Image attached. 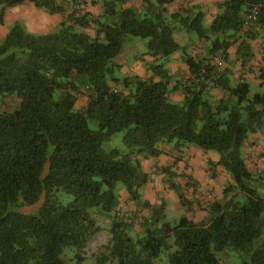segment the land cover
Wrapping results in <instances>:
<instances>
[{
	"label": "trees",
	"instance_id": "obj_1",
	"mask_svg": "<svg viewBox=\"0 0 264 264\" xmlns=\"http://www.w3.org/2000/svg\"><path fill=\"white\" fill-rule=\"evenodd\" d=\"M25 1L0 0V24L8 9ZM28 1L50 14L66 13L58 0ZM79 1L67 0L76 7ZM131 1L103 0L98 16L76 8L56 33L33 34L15 23L0 41V106L8 98L17 101L15 110L0 113V264H66L67 249H85L102 231L93 213L121 210L119 185L150 215L142 235L132 233L133 221L114 216L97 264H157L163 252L167 264H223L217 254L229 249L245 256L241 264H264V174L252 172L244 154L252 135L264 136V92L251 96L248 82L234 83L233 71L216 63L227 61L238 44L237 59L250 69L253 43L261 39L264 50V0L219 2L210 26L198 5L169 15L175 0H142V8H126ZM182 30L210 44L207 57L186 52L174 37ZM128 37L147 39L152 57L182 52L188 83L173 84L158 63L149 65V79L122 82L117 61ZM121 83L123 89L114 87ZM179 89L183 100L176 103L171 94ZM216 90L224 94L220 99ZM80 96L88 102L76 109ZM91 120L98 130L90 128ZM120 132L130 152L104 151L103 143ZM163 145L215 152L217 165L231 176L208 223L182 216L173 225L163 206L142 200L150 176L136 156L158 158ZM176 165L161 172L175 177ZM170 188L182 207L193 206L181 186L171 182ZM61 191L74 201L60 202ZM36 205L34 212L22 211Z\"/></svg>",
	"mask_w": 264,
	"mask_h": 264
},
{
	"label": "rangeland",
	"instance_id": "obj_2",
	"mask_svg": "<svg viewBox=\"0 0 264 264\" xmlns=\"http://www.w3.org/2000/svg\"><path fill=\"white\" fill-rule=\"evenodd\" d=\"M98 1L99 0H97L96 2ZM89 2L94 4L93 0ZM82 5L80 6V8L82 7ZM80 8H79L80 14H82L81 12L82 9ZM19 24L26 31H28L24 21H20ZM58 30H59V27H57V29L51 33H56ZM175 38L181 45L186 44V42H188V45H193L195 44V42L199 40V37L195 32L186 31V30H182L176 33ZM147 42H148L147 39L137 38V37H128V39L126 40L123 52H125L128 44L130 43H134V45L136 46V50H129V52L126 55L130 65L133 63L134 57L136 55L142 56L143 54L147 53ZM255 47H256V50H258V54L260 55L259 56L260 60L258 61L257 65H255L256 68L254 71V75H255V80H260L258 79V76L264 75V65L262 64L264 62V50L262 48L261 39H258L255 41ZM143 64L145 63L143 62ZM149 65L151 64H148V67ZM260 68L261 70H259ZM127 75L129 76L123 75L121 71L118 72V76L122 79V82L124 81L123 79L125 78H128L130 81H133L135 77H137L131 74H127ZM255 80L251 81V96H253L256 92H261V93L264 92V87L261 86V83H260V81H264V80H260V81H255ZM188 81H189V78L184 77L178 82H180V84L183 86L184 84H187ZM114 87L116 88V86ZM123 88H124L123 84L121 83L119 85V89H123ZM131 89H134V87L131 86ZM180 90L182 91V89ZM216 98L220 99L221 97L219 98L216 96ZM87 102H88L87 96H80L76 103V109H83L87 105ZM176 103H180V102H176ZM16 107H17L16 99L8 98L0 106V113L5 112V111H13L16 109ZM89 125H90V128L93 130L99 129V123L95 120L89 121ZM124 137H125V132L116 133L115 135L112 136V138L109 141L103 143L102 149L106 152L117 150V151H120L122 154L129 153L130 150L126 147L124 143ZM261 141H262L261 144L258 145V149L259 147H261V149L255 152L256 154L255 156L252 150L247 151V163L252 172L264 174V136H262ZM188 148H189V150L187 151L188 154L192 153V150H191L192 148H195L199 150V152H202L200 148L194 145L183 147L180 151L185 152L186 149ZM211 154L213 156V154H217V153L212 152ZM204 155L205 154L203 153L202 156ZM136 158L140 161L142 169L145 172H147L150 176L149 183H151L153 186L152 191L154 192V196L157 201V203H155L154 205H159V206L164 207L165 220L171 222L173 225H176L182 216H186L188 219L193 220L197 223H208L212 218V215L210 213L211 205L214 202H221V203L224 202V194L222 193L221 195V190L224 192L225 188L231 182L229 180H226L229 177L231 178V176L226 171H225L226 172L225 174H227L226 175L227 178L226 179L222 178L219 181L220 189H221L222 184L224 185V188L222 187L223 189H221L220 192H217L214 189L203 192V191H200L201 189L200 187H197L198 183L191 176L189 177L187 173H185L184 175L183 174L180 175L178 174V172L173 170L174 172H176L177 175L175 177H170L161 172V169L163 167L161 168V167H157L154 165L155 158H146L144 155L136 156ZM211 161H212V157L210 158L200 157V160L197 161L199 164L198 165L199 167L195 171V176L197 177V179L203 180V174L205 177L208 176L210 179L211 178L214 179L215 177L213 176H217V177L220 176L219 173H217L215 169L217 165L215 164V166H213V162ZM171 182L181 186L186 197L188 199L191 198L189 199L193 203V206L191 208L182 207L181 205H178L179 204L177 203L178 196L176 192L170 188ZM145 188L146 186L142 190H145ZM122 189H124V187L122 185H119L118 193ZM56 195L59 201L64 204H68L74 201L73 196L67 195L66 193L62 191L57 193ZM144 199L145 198L142 195V200ZM38 206L39 205H36L33 208L26 207L22 211L31 213V212L36 211ZM117 212L123 213L124 210L121 208V210H117L116 213L111 216H101L96 213H93V217L95 218L97 223L102 227V231L96 237H94V239L90 243H88L85 249L79 252L76 249H72V248L67 249L63 255V259L65 263L66 264H97L96 257L99 254L101 247L106 245L111 238L110 226L112 223V218L114 216H116L117 218H121V217H118ZM126 213L131 214L134 217L132 233L136 235L134 227L136 226L140 228L141 230H143L141 225L145 222V219L149 217L150 213L147 210L139 211L138 209H133V210L127 209ZM217 256L223 264H241L245 259V256L243 254L237 253L236 251L230 250V249L225 252L218 253ZM156 263L157 264H167L168 263V252H163V254L156 261Z\"/></svg>",
	"mask_w": 264,
	"mask_h": 264
},
{
	"label": "crops",
	"instance_id": "obj_3",
	"mask_svg": "<svg viewBox=\"0 0 264 264\" xmlns=\"http://www.w3.org/2000/svg\"><path fill=\"white\" fill-rule=\"evenodd\" d=\"M91 0H87L82 7H76L71 2H67V0H58L59 3H63L66 6V13L65 14H50L49 12L38 9L34 3L26 0L23 4L12 7L7 10L5 17H4V23L0 24V41H2L7 34L10 31V28L15 24L19 23L20 21H24L26 24V28L28 32L33 34H49L57 29L61 25L63 21L67 19V16L69 13L74 11L76 8L81 10L82 13H90L94 16H98L102 13V1L99 0L97 3L93 4L89 2ZM224 0H175L171 4L167 6L169 15H172L176 12H179L180 10H183L189 6L198 5L201 7V10L205 13V24L207 26H210L215 18V16L218 14L217 4L219 2H222ZM137 7L142 8L143 1L142 0H132L128 5H126V8L128 7ZM80 12V10H79ZM88 34L91 36L95 35L94 30H86ZM180 32V31H178ZM176 32V33H178ZM175 33V34H176ZM175 37V35H174ZM176 39V38H175ZM177 41V40H176ZM178 42V41H177ZM179 43V42H178ZM180 44V43H179ZM181 45V44H180ZM183 47H186V52L194 57L199 58H205L208 55L209 52V46L210 44L208 42H205L203 40H198L193 45H188V42L186 44L181 45ZM237 45H234L228 50V60L224 61L222 59H216V63L219 66L220 70H225L227 68H230L233 71L232 80L234 83L241 81L242 79L245 80L250 84L251 87V81L255 80V75L250 72V70H255V65H257L259 59L258 50H256L255 42L253 43V51L255 53V58L251 63L250 69L242 67L241 62L237 59ZM129 50H136V46L134 43H130L127 46V49L125 52H122L121 57L118 59V63L122 66L121 67V73L125 76H129L127 74L135 75L142 79H149L152 76V72L148 68V64H164L165 68L169 71L173 84H176L179 80L183 79L184 77L190 78L191 73L189 70V67L185 64L183 60V54L182 52L175 53L171 55L170 57L164 59L161 57H152L150 55L143 54L142 56H135L133 63L130 65L127 53ZM143 62L145 64H143ZM264 65V62L262 63ZM261 70V68L259 69ZM156 80H159V78H156ZM260 81V80H255ZM261 86L264 87V81H260ZM116 88L119 89V86H116ZM213 94L217 97H222L224 94L221 91L216 90L213 92ZM171 99L174 102H181L183 100V93L179 89L177 91H174L171 94ZM261 134H255L252 135L248 142L245 144L244 147V154L247 158V151L252 150L254 153V156L256 155L255 152L258 149V145L261 144L262 139ZM163 151L165 152L163 155H161L158 158H155L154 165L157 167H170L173 166L176 162L177 165L173 168L174 171L178 172L180 175H184L187 173L189 177L191 176L200 187V191H207V190H215L217 192H220L221 189L224 188V185L222 184L220 189L219 181L222 178H227L225 174V169L219 165H217L219 161V156L217 154H213L212 152H199V150L192 148V153L188 154L186 149L185 152L182 151H176L173 149L172 146L163 145L162 146ZM203 153L205 154L204 156ZM200 157H212L213 166H216V171L219 173V177L215 176L214 179H210L208 176L205 177L203 174V180L197 179L195 176V171L199 167L198 162L200 160ZM188 165V166H186ZM187 167V168H186ZM147 173V172H146ZM231 181L232 179L229 177L228 179ZM185 183V182H183ZM223 187V188H222ZM153 186L151 183H148L146 185L145 190L141 191V194L145 198V201H149L152 205L157 203L154 192ZM224 192L221 190V195ZM191 199V198H189ZM119 209L122 208L124 211L127 209H138L139 211H145V209L142 206H139L135 202L130 200L129 194L126 192L125 189H122L119 192ZM179 203V199L177 201ZM180 205V203L178 204ZM148 211V210H147ZM135 234L136 235H142L143 230H141L138 227H134Z\"/></svg>",
	"mask_w": 264,
	"mask_h": 264
},
{
	"label": "built area",
	"instance_id": "obj_4",
	"mask_svg": "<svg viewBox=\"0 0 264 264\" xmlns=\"http://www.w3.org/2000/svg\"><path fill=\"white\" fill-rule=\"evenodd\" d=\"M85 1H87V0H80L79 2L82 4ZM93 1H97V0H93ZM257 12H258V10H257V8H255L253 10L252 14L249 16V19H251V20L252 19H255V17L257 16ZM118 217L123 218V220H125L128 223H130V222H132L134 220V217L131 214L126 213V211H124L123 213L122 212H119L118 213Z\"/></svg>",
	"mask_w": 264,
	"mask_h": 264
}]
</instances>
